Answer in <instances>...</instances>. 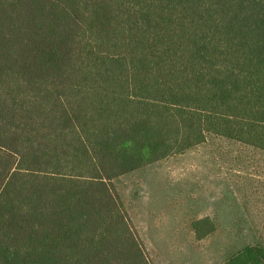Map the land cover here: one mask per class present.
Here are the masks:
<instances>
[{"label":"trees","instance_id":"1","mask_svg":"<svg viewBox=\"0 0 264 264\" xmlns=\"http://www.w3.org/2000/svg\"><path fill=\"white\" fill-rule=\"evenodd\" d=\"M209 137L264 153V0H0V264H152L114 181Z\"/></svg>","mask_w":264,"mask_h":264},{"label":"rangeland","instance_id":"2","mask_svg":"<svg viewBox=\"0 0 264 264\" xmlns=\"http://www.w3.org/2000/svg\"><path fill=\"white\" fill-rule=\"evenodd\" d=\"M152 264H223L264 244V153L226 139L115 179ZM216 230L199 240L193 221Z\"/></svg>","mask_w":264,"mask_h":264}]
</instances>
